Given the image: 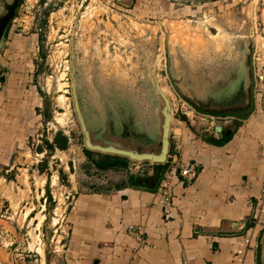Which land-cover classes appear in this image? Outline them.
Segmentation results:
<instances>
[{
    "label": "rangeland",
    "instance_id": "obj_1",
    "mask_svg": "<svg viewBox=\"0 0 264 264\" xmlns=\"http://www.w3.org/2000/svg\"><path fill=\"white\" fill-rule=\"evenodd\" d=\"M112 1L19 0L15 8L7 50L22 49L41 104L28 112L0 98V264H62L69 233L65 215L73 196L108 190L127 175L139 177L153 167L124 158L117 169L92 164L100 157L86 152L72 103L73 67L86 125L93 141L102 144L158 149L161 100L153 87L154 70L173 117L199 131L210 122L226 129L238 125L232 117L198 112L177 95L166 72L167 49L172 75L196 87L182 91L200 104L222 109L245 105L244 54L254 46V110L262 113L264 0H240L236 15L210 8L193 21L169 17L158 23L152 21L156 18L136 20L125 7H111ZM2 8L0 2V12ZM235 16L240 25L231 23ZM236 65L240 88L231 90L225 82L236 80ZM8 74L1 64L0 76ZM58 132L67 137L66 148L50 149Z\"/></svg>",
    "mask_w": 264,
    "mask_h": 264
},
{
    "label": "crops",
    "instance_id": "obj_2",
    "mask_svg": "<svg viewBox=\"0 0 264 264\" xmlns=\"http://www.w3.org/2000/svg\"><path fill=\"white\" fill-rule=\"evenodd\" d=\"M239 2L114 0L109 5L125 7L136 20L156 18L152 21L158 23L169 17L193 21L211 9L234 14ZM233 21L240 25L237 16ZM226 22L222 25L227 27ZM234 35L239 41V30ZM8 39L9 31L0 52V66L9 70L0 98L30 112L40 106L41 98L22 49L7 50ZM233 67L236 80L225 82L231 90L240 88V68ZM176 78L182 90L196 88ZM261 111L254 110L234 129L222 126L219 133L212 122L199 131L173 117L162 169L151 165L154 170L139 177L127 175L108 190H83L73 196L65 215L69 233L60 254L62 264H264V108ZM224 130L229 133L224 135ZM229 134L226 142L214 143ZM172 164L177 170L194 164V172L173 183L165 206L157 189L162 172Z\"/></svg>",
    "mask_w": 264,
    "mask_h": 264
},
{
    "label": "water",
    "instance_id": "obj_3",
    "mask_svg": "<svg viewBox=\"0 0 264 264\" xmlns=\"http://www.w3.org/2000/svg\"><path fill=\"white\" fill-rule=\"evenodd\" d=\"M17 2L18 0H15L13 6L11 5V7L9 8L10 12L8 11L0 17V52L5 45L7 30L10 21L13 18L14 8L17 5ZM253 47L254 46L252 45L248 47L247 52L244 54L245 61L243 64L246 67V79L248 81V84L246 85V87H244L247 96V101L245 105L241 107L214 109L208 105L200 104L197 98L190 97V95H186V93H184L180 88L178 79L172 75L168 49L166 50V72L173 86V89L177 93V95L198 112L205 113L206 115L217 116V117H232L236 120L246 119V117L254 111V106H255V100H254L255 82H254V73L251 62ZM71 79H72L71 94H72L73 108L76 113L77 120L84 137V145L87 150L96 151L104 154L124 156L127 157L128 159L137 162H147L148 164H153V165H164L167 162V158L170 150V126L173 118V112H172L170 100L162 90L158 82V79L156 77L155 70L152 73L153 87L157 96L161 100V105L158 108V114H159L158 119L160 120L159 147L158 149L150 150V151L149 150L138 151L134 148L116 147L111 144H102V143L94 142L90 134L89 128L86 125V121L78 100L76 79L74 76V67L71 72ZM222 130H223L222 126L220 125L215 126L216 132L219 133ZM228 133L229 130H224V135Z\"/></svg>",
    "mask_w": 264,
    "mask_h": 264
},
{
    "label": "built area",
    "instance_id": "obj_4",
    "mask_svg": "<svg viewBox=\"0 0 264 264\" xmlns=\"http://www.w3.org/2000/svg\"><path fill=\"white\" fill-rule=\"evenodd\" d=\"M3 76H0V89L3 85ZM259 79H262V76H259ZM256 87V83H255ZM153 165V164H151ZM194 172V164H189L187 166L181 167L179 170L176 169V165L172 164L162 172L161 178L158 184L157 192L162 198L163 204L165 206L170 204L171 201V187L176 180L179 179V176L183 178H189ZM246 243H249V239L245 240ZM241 251L237 250L236 254H240Z\"/></svg>",
    "mask_w": 264,
    "mask_h": 264
},
{
    "label": "trees",
    "instance_id": "obj_5",
    "mask_svg": "<svg viewBox=\"0 0 264 264\" xmlns=\"http://www.w3.org/2000/svg\"><path fill=\"white\" fill-rule=\"evenodd\" d=\"M19 1V0H18ZM18 5V2H17ZM16 5V6H17ZM15 6V8H16ZM14 8V10H15ZM230 137V134L228 135V137L222 141H214V143H218V144H222L224 142H226ZM67 137L65 135H63L61 132H58L56 134V136L54 137L53 141L48 143V146L50 149H55L56 147L59 149H65L66 145H67ZM87 153H97L99 155L100 158H98L96 161H92L93 165L101 170H108V169H114V168H121L123 166L122 161L119 162V159L124 158L123 156H119V155H112V154H104V153H100V152H95V151H90L87 150ZM164 166V165H163ZM50 197V196H48ZM51 198V197H50Z\"/></svg>",
    "mask_w": 264,
    "mask_h": 264
},
{
    "label": "flooded vegetation",
    "instance_id": "obj_6",
    "mask_svg": "<svg viewBox=\"0 0 264 264\" xmlns=\"http://www.w3.org/2000/svg\"><path fill=\"white\" fill-rule=\"evenodd\" d=\"M0 2H2V4H3V7L6 9V12H10V7H11V5L13 6V3H15V0H13L12 2H10V1H8V0H0ZM17 7V6H16ZM5 12V13H6ZM14 12H15V10H14ZM12 20H14V18H12L11 19V21H10V24H9V27H8V30H7V34H8V31L10 30V27H11V22H12ZM7 34H6V36H7ZM255 83H256V79H255ZM235 87H236V85H235ZM234 89H236V88H234ZM233 89V90H234ZM239 90V89H238ZM238 95H240V91H239V93H238ZM234 107H236V106H234ZM234 107H230V108H234ZM241 107V106H240ZM208 116H211V115H208ZM217 117V116H216ZM124 157V156H123ZM126 159H128L127 157H125Z\"/></svg>",
    "mask_w": 264,
    "mask_h": 264
},
{
    "label": "bare ground",
    "instance_id": "obj_7",
    "mask_svg": "<svg viewBox=\"0 0 264 264\" xmlns=\"http://www.w3.org/2000/svg\"><path fill=\"white\" fill-rule=\"evenodd\" d=\"M41 252V251H40Z\"/></svg>",
    "mask_w": 264,
    "mask_h": 264
}]
</instances>
